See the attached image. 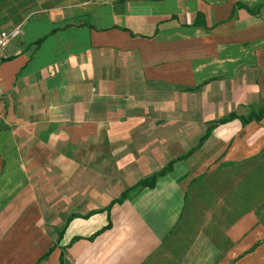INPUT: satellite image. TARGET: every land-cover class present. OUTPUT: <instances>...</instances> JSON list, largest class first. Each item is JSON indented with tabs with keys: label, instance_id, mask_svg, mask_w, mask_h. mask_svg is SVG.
<instances>
[{
	"label": "crops",
	"instance_id": "obj_1",
	"mask_svg": "<svg viewBox=\"0 0 264 264\" xmlns=\"http://www.w3.org/2000/svg\"><path fill=\"white\" fill-rule=\"evenodd\" d=\"M21 24L0 61V264H264V227L214 251L173 230L179 179L264 147V117L197 146L264 100V0H65ZM171 160L141 191L176 202L106 211Z\"/></svg>",
	"mask_w": 264,
	"mask_h": 264
},
{
	"label": "rangeland",
	"instance_id": "obj_2",
	"mask_svg": "<svg viewBox=\"0 0 264 264\" xmlns=\"http://www.w3.org/2000/svg\"><path fill=\"white\" fill-rule=\"evenodd\" d=\"M64 2L65 0H0V31L21 23L39 9ZM262 101L252 108L260 106ZM247 108L243 107V111ZM247 110L246 114L251 108ZM217 120L211 121L210 126ZM217 125L214 124L212 129ZM210 158L205 168L179 179V182H183L179 185L184 184L185 187L180 190V195L182 190L186 194L182 200L181 197L178 200L172 199V194L142 190L126 200V205H166L170 200H177L181 208L173 230L178 240L184 239L188 244L196 246L202 235L207 236L212 240L207 243L208 248L213 251L226 249L231 244L227 239L226 242L220 239L225 231L230 233L237 221L242 220L240 234L243 237L256 233L261 235L259 230L264 227V147L255 155L239 160L226 158V151L211 154ZM100 196L99 194V198ZM104 197L110 198L111 195ZM111 208L106 211L110 212ZM184 240L181 241L182 244L180 242L181 245H186Z\"/></svg>",
	"mask_w": 264,
	"mask_h": 264
},
{
	"label": "trees",
	"instance_id": "obj_3",
	"mask_svg": "<svg viewBox=\"0 0 264 264\" xmlns=\"http://www.w3.org/2000/svg\"><path fill=\"white\" fill-rule=\"evenodd\" d=\"M264 117V100L262 101V103L260 104V106L256 107V108H252L248 114L244 115V114H237L236 112H230L228 115L219 118L217 121H215V123H213L212 126H209L207 128V130L205 131V133L200 137L199 142L197 144V146L199 147L204 140L209 136L212 127L214 126V124H222V123H226L229 122L233 119H239L241 121V123L243 125L248 124L249 122L255 120V121H260L261 119H263ZM195 148L191 149L188 153H186L184 156H181L179 159H183L186 158L192 151H194ZM175 163L174 160L169 161L165 166H163L160 170L153 172L150 176L144 177L139 179L138 181H136L134 184L130 185L129 187L125 188L118 197L114 198L113 200H111V202L109 203V205L106 207V210L108 211L111 206L115 203L121 204L124 201L132 198L133 196H135L136 194H138L141 190H143L144 188H153L156 184V181L159 177L164 176L165 174H167L168 172H170L173 169V164ZM77 216L76 214H71L67 219H66V223L61 227V229L58 231V239H60L61 235L63 234L67 223L70 221V219L72 217ZM111 225L110 223H108L106 226L102 227L101 229L97 230L94 234H92L91 236L88 237V239H93L94 236H96L97 234L101 233L103 230L109 228ZM76 238L73 237L71 239V242L74 241ZM70 242V243H71ZM52 250V248L49 249V251H47L46 253H44L40 258L37 259V261L34 264H39V262L43 259H45L48 254L50 253V251ZM62 257L63 255H60V264L62 263Z\"/></svg>",
	"mask_w": 264,
	"mask_h": 264
},
{
	"label": "built area",
	"instance_id": "obj_4",
	"mask_svg": "<svg viewBox=\"0 0 264 264\" xmlns=\"http://www.w3.org/2000/svg\"><path fill=\"white\" fill-rule=\"evenodd\" d=\"M23 33L21 23L0 31V61L7 57L9 44Z\"/></svg>",
	"mask_w": 264,
	"mask_h": 264
}]
</instances>
